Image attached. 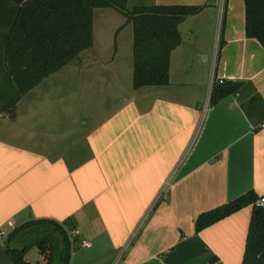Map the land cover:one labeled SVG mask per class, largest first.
Returning a JSON list of instances; mask_svg holds the SVG:
<instances>
[{
	"label": "crops",
	"instance_id": "0c3cea01",
	"mask_svg": "<svg viewBox=\"0 0 264 264\" xmlns=\"http://www.w3.org/2000/svg\"><path fill=\"white\" fill-rule=\"evenodd\" d=\"M132 1L203 7L180 25L169 84L136 89L134 64L127 78L64 67L14 118L0 113V226L57 222L70 264H116L135 233L119 264H242L252 207L200 233L195 225L251 191L264 196V47L247 36L245 0H228L216 68L243 86L203 124L220 0Z\"/></svg>",
	"mask_w": 264,
	"mask_h": 264
},
{
	"label": "trees",
	"instance_id": "16d2710c",
	"mask_svg": "<svg viewBox=\"0 0 264 264\" xmlns=\"http://www.w3.org/2000/svg\"><path fill=\"white\" fill-rule=\"evenodd\" d=\"M246 32L264 47V0H245ZM114 9L134 26V87H162L170 82L171 55L182 44L180 25L197 15L200 6H136L129 0H0V113L16 116L19 101L43 80L79 60L94 45V14ZM242 83L217 84L212 106L240 92ZM264 196L251 191L221 207L201 214L196 232L252 207V218L242 264H264ZM59 233L62 247L56 238ZM15 264H32L28 251L36 247L43 264H70L68 230L52 220H32L5 240ZM13 245V249L11 248Z\"/></svg>",
	"mask_w": 264,
	"mask_h": 264
},
{
	"label": "rangeland",
	"instance_id": "374dc122",
	"mask_svg": "<svg viewBox=\"0 0 264 264\" xmlns=\"http://www.w3.org/2000/svg\"><path fill=\"white\" fill-rule=\"evenodd\" d=\"M134 4L132 1L129 6ZM126 21L125 16L114 9L95 10L93 47L83 52L79 60L65 66V69L106 67L124 71L127 78V71L133 70L134 33L133 24H127ZM89 59L90 62L87 64ZM66 76H63L64 80L68 79ZM0 246L6 247L5 240H0ZM26 257L32 264H43L42 256L36 247L31 248Z\"/></svg>",
	"mask_w": 264,
	"mask_h": 264
},
{
	"label": "built area",
	"instance_id": "2783aa9c",
	"mask_svg": "<svg viewBox=\"0 0 264 264\" xmlns=\"http://www.w3.org/2000/svg\"><path fill=\"white\" fill-rule=\"evenodd\" d=\"M219 5H220V11H219V13H220V19H219V21H220L219 38H218V40L216 42L215 50H214V56H213L214 57L213 58V72H212V75H211L208 101L201 108V110L203 112V114H202V124L204 123V121H205V119L207 117V114L209 113L210 107L212 105L211 99H212V94H213V91L215 89V86L217 84H224L226 81H231V79H222V78H219L217 76V74H216L217 61H218V56H219L220 46H221V33H222V28H223V22L225 20V15L227 13L228 0H220ZM262 127H264V125H262ZM160 198H162V197H159L158 201L160 200ZM257 205L258 206H264V197L261 198L257 202ZM13 230H15V227H14V224L11 221L8 222L6 226H0V240H6L10 236V234L12 233ZM78 234H79L78 232H74L73 233L74 236H77ZM136 236H137V233H135L132 236V238L130 239V241L127 244V246L121 252L120 258H119V260L117 261L116 264H119V262L122 260V258L126 255L127 251L129 250V248L132 245V243H133L134 239L136 238ZM83 246L84 247H87V248H91L92 247V244L90 242H88V241H83Z\"/></svg>",
	"mask_w": 264,
	"mask_h": 264
},
{
	"label": "water",
	"instance_id": "95a60500",
	"mask_svg": "<svg viewBox=\"0 0 264 264\" xmlns=\"http://www.w3.org/2000/svg\"><path fill=\"white\" fill-rule=\"evenodd\" d=\"M56 238L58 239L61 246H64V240L59 233H56ZM13 249V245L11 247ZM0 264H15L12 257L8 254L5 248L0 246Z\"/></svg>",
	"mask_w": 264,
	"mask_h": 264
}]
</instances>
